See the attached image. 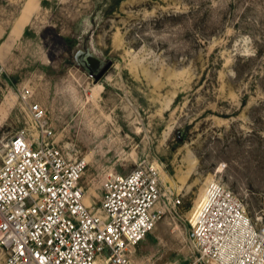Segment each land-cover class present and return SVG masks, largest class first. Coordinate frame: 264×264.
<instances>
[{
  "label": "rangeland",
  "instance_id": "374dc122",
  "mask_svg": "<svg viewBox=\"0 0 264 264\" xmlns=\"http://www.w3.org/2000/svg\"><path fill=\"white\" fill-rule=\"evenodd\" d=\"M0 66V136L30 128L39 103L86 158L96 208L107 173L160 167L162 204L182 202L137 264L196 257L189 217L211 180L264 222V0H0Z\"/></svg>",
  "mask_w": 264,
  "mask_h": 264
},
{
  "label": "built area",
  "instance_id": "2783aa9c",
  "mask_svg": "<svg viewBox=\"0 0 264 264\" xmlns=\"http://www.w3.org/2000/svg\"><path fill=\"white\" fill-rule=\"evenodd\" d=\"M2 68L0 66V76ZM31 126L0 136V252L5 264H137L135 246L182 199L163 202L161 170L143 163L105 175L100 205L86 201L85 158L55 139L46 112L30 104ZM196 257L184 264H264V222L217 180L205 183L189 217Z\"/></svg>",
  "mask_w": 264,
  "mask_h": 264
},
{
  "label": "bare ground",
  "instance_id": "6f19581e",
  "mask_svg": "<svg viewBox=\"0 0 264 264\" xmlns=\"http://www.w3.org/2000/svg\"><path fill=\"white\" fill-rule=\"evenodd\" d=\"M86 159V158H85ZM85 199H86V194H85Z\"/></svg>",
  "mask_w": 264,
  "mask_h": 264
}]
</instances>
